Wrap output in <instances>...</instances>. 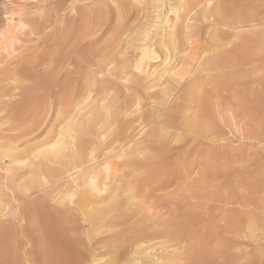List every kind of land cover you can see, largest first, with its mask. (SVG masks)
<instances>
[{
	"label": "rangeland",
	"instance_id": "obj_1",
	"mask_svg": "<svg viewBox=\"0 0 264 264\" xmlns=\"http://www.w3.org/2000/svg\"><path fill=\"white\" fill-rule=\"evenodd\" d=\"M161 1L0 0V204L3 203L0 205V264H59L61 253L72 252L71 248L61 249L72 236L81 239L79 247L88 259L87 264H98L94 256L99 259L106 253L107 247L95 245L96 235L89 234L83 223L75 227V221L65 218V222L59 221V217L78 206L62 200L53 190L54 186L43 182L46 175L34 171L39 160L33 154L42 149L37 147H40V138L51 126L45 124L43 130L31 132L50 109V121L54 118L58 102L67 90L65 78L59 79L60 84H54L57 74L49 67L53 65V53L66 54L70 49L76 57L94 55L106 63L111 59L110 70L115 68L114 59L127 57L133 62L145 43L158 42L162 34H167L166 28L151 30L145 39L143 32L156 21V6ZM208 1L203 0L202 4ZM211 1L215 4L213 16L199 13L189 21L202 28L203 39H189L187 43L197 52L200 45H207L216 34L217 47L212 53L198 55V61L188 59L190 62L185 65L192 71L186 82L201 77L199 85H202L196 90L202 86L206 92L203 95L201 88L197 91L200 100L206 102L204 109L207 110L206 113L199 111V97L193 96L188 102L191 110L186 111L182 120L198 115L196 125L202 130L195 126L198 132L176 130L185 139L180 141L171 135L165 148L157 145L152 153L148 151L153 164L142 167L133 186L138 194L133 199L128 197L121 211L131 212L132 220L141 216L144 220L137 226L154 222L159 227H167L166 230H178V240L187 246V254L194 252L189 257L190 264L201 263L205 258L222 261L226 253L234 259L242 258V264H264V0ZM164 3L170 10V22L175 21L171 7L181 6L183 10V3L180 0H164ZM219 5L222 11L217 8ZM217 11L221 13L216 14ZM214 16L217 20H213ZM188 53L187 50L183 55L187 57ZM203 63L213 69L203 67ZM158 64L160 61L152 63ZM199 67L197 75L192 76ZM169 84L170 81L165 82L158 89ZM146 124L149 128L153 122L148 120ZM144 125L138 126L136 132ZM11 139H17L21 154L17 162L4 156ZM149 139L146 143L143 139L144 145H153ZM98 234L99 239L107 238L106 232ZM170 257L179 260L180 254Z\"/></svg>",
	"mask_w": 264,
	"mask_h": 264
},
{
	"label": "bare ground",
	"instance_id": "obj_2",
	"mask_svg": "<svg viewBox=\"0 0 264 264\" xmlns=\"http://www.w3.org/2000/svg\"><path fill=\"white\" fill-rule=\"evenodd\" d=\"M209 1V3L203 5V0H180V2L183 3V10L181 6L171 7V11H174L173 15H175V21L170 22V10L166 9L164 0H162L160 2L161 5L156 6V11L158 13L156 21L153 22L154 24L148 25L143 32L146 36L145 39H148L151 30L166 28L167 34H162L158 42L152 44L145 43L141 48V54L136 56L133 62L127 57H124L123 60L114 59L113 65L115 68L111 70V59H108L106 63L104 59H96L94 55L91 58L80 55L76 57L72 55L73 51L70 49L69 51L67 50L66 54L62 51L53 53V65L49 67L57 74V78L54 79V84H60L61 80L65 78L67 90L64 97L58 102L59 107L55 109L54 118L50 121L49 117L51 114L49 113L52 111V109H50L46 112L41 122L36 123L34 128H32L31 133L35 134V132L43 130L42 127L45 124L51 126L46 135L40 138V147L36 145L38 148L42 149L37 152V149L34 148L37 153H34L33 156L39 160V162L36 163L34 171H39L43 173L44 176H47H45L43 182L45 185L49 184L54 186L55 188L53 190L57 191V195H61L62 200L69 201L71 204L73 203L78 206H74L72 210H69V214L66 216L59 217V221H75L73 224L75 227H81L83 223L84 226L88 227V231L91 232L89 234H93V236L96 235L95 245L98 246L101 244L103 248L107 247L106 253L104 254L103 251L100 254L101 257L104 254L102 258L96 259L94 256L98 264H123L125 261V264L191 263L189 257L193 256L194 252L192 254L190 253V255L187 254L188 251H185V247L187 246L181 245L183 242L178 240L180 239L178 230L176 232L175 230L173 231V228L166 230L167 227H159L160 224H153L154 222L145 224L142 222L143 224L141 226H137L138 223L144 220L140 218L142 213L139 215L140 217L132 220L133 216L129 217L131 212L123 214L121 210L128 197L133 199L135 198L134 195L138 194L136 190H133V186L134 182L138 180L137 177L142 172V167L151 166L153 164L152 156L148 155V151L152 153V150L156 149L157 145L165 148L171 135L180 141L185 139L186 136L184 137L183 134H178L176 130L181 131L180 129H182L185 133L195 129L193 128L194 126L202 130L201 127L196 125L198 115L194 118H185L184 121L182 118L187 110H191L190 108L188 109V102L193 96L194 98L196 96L198 99L200 92L197 91H200L202 87L196 90L199 81H201V77H193L192 80H188L189 82L185 81L192 72L191 69L187 68L185 65L187 62H190V59L191 61H198L201 57V53H212L215 51L218 43L217 40H215L216 34L212 40L208 39L210 42L207 45H200V47L197 48V52L192 51L195 48H189L187 43L189 39H203L202 28L200 29V27H196L190 22L191 19H194L199 13L204 15L208 14L209 17L214 15L213 6L215 4L213 5V2L211 0ZM218 7H220V5L217 6V8ZM221 8L222 7L219 9L220 11H222ZM218 11L216 14L221 13ZM209 17L208 19H210ZM213 20H217V17L214 16ZM192 27H194V29L188 32L187 29ZM218 36L220 37L219 34ZM258 36L259 34L257 37ZM192 42L193 44L195 43L194 41ZM190 44L192 45V43ZM7 45L9 46V44ZM14 46L15 45H13V47ZM187 50L190 51V53H188L186 57L183 53ZM63 55L65 57L61 58ZM159 61L160 64L156 66L152 65L153 62ZM31 63H33L32 60ZM31 63L30 65L33 66ZM203 67H206L205 64ZM206 68L213 69L209 68V66ZM197 69L199 70L200 67L194 70L192 76L197 73ZM205 69L204 71H206ZM105 71L109 72L113 77ZM185 75L188 76L185 77ZM28 76L29 75H23V77L27 79L29 78ZM60 78L61 80H59ZM169 81V85L158 89L159 86ZM205 82H207V80ZM202 88L201 91L204 90ZM195 90L197 94L199 93L198 96L196 93V95H194ZM203 92V95H205L206 92ZM205 98L203 97V99ZM208 98L209 97H207V99ZM173 101L174 104L172 103ZM198 103L201 108L199 111L202 112L204 110L206 113L207 109H204L206 102L200 100L199 97ZM35 109H37V107H35ZM43 113H45V111H43ZM148 120L153 122L149 128V124H146ZM137 122H139L140 125H138ZM199 122H201V120ZM141 125H144L143 128H147V130L144 131V129L141 128L136 132L138 126ZM172 128H175V130H172ZM195 131L193 132L195 133ZM26 132L28 133V131L25 130V135ZM196 132H198V130ZM19 138L21 139L22 136H19ZM143 139L145 140L143 141ZM146 139H149L150 142L152 141L153 145L151 144L152 142L150 143L151 145H144ZM16 140H8V149L4 153V156L11 159L13 162L21 155ZM169 148L167 149L169 150ZM31 151L34 152V150ZM100 157H102V159H100ZM162 159L161 157V160ZM19 169L18 167L17 170ZM13 171L15 172L16 170ZM32 173L33 175L35 173L33 172V168ZM37 174L39 175V173ZM18 181H20V179ZM8 182L9 181L6 183ZM31 184L32 183H30V185ZM141 205L144 206L143 203H141ZM187 206H190V204ZM16 212H18V210ZM80 214H82V217H79ZM148 217L151 220V215ZM178 226H180V224ZM253 226H255V224H253ZM104 232L107 233V238L99 239L98 233L101 234ZM80 243L81 239L79 238L78 240L75 236L65 240V245L62 244L61 249L71 248L72 252L70 253L69 251V253H65V250L63 254L61 253L62 261L59 260L60 255L58 254L59 257L57 256V258H59V264H87L88 259L84 257L82 251H80ZM73 247L75 252L73 251ZM196 249L194 248V250ZM60 252L61 251L58 250V253ZM107 253L109 254L108 257L105 256ZM175 254H180L179 260L171 259L170 256ZM219 254L220 252L216 255ZM187 255H189V259H186ZM216 255L215 257H217ZM226 255H223V257L226 258H223L222 261L220 259L219 261H206L205 258V261L201 260V263L196 264H242V258H237V256L234 259L230 257L231 254H228L229 257L232 258L230 259ZM215 257H213V259ZM193 264H195V262Z\"/></svg>",
	"mask_w": 264,
	"mask_h": 264
}]
</instances>
